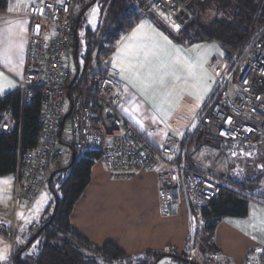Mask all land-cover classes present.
I'll return each mask as SVG.
<instances>
[{
	"label": "built area",
	"instance_id": "obj_1",
	"mask_svg": "<svg viewBox=\"0 0 264 264\" xmlns=\"http://www.w3.org/2000/svg\"><path fill=\"white\" fill-rule=\"evenodd\" d=\"M72 6L73 0H37L28 7L31 27L25 72L18 91L23 103L40 93L39 120L43 131L38 145L30 148L20 145L18 148L17 165L12 173L15 212L26 210L35 202L51 173L66 165L72 153L82 156L89 150H96L100 153L98 162L113 181H130L139 174L157 171L163 217L177 213L183 196L193 212L201 217L204 207L219 196L224 184L208 172L177 162L185 137L170 134L161 149L125 115L122 81L112 65L111 54L96 62L92 59L94 49L88 56L82 53L80 57L79 54L81 69L73 85L69 86L75 74H71L69 68L74 62L75 46ZM39 9H43V14ZM175 9L176 2L173 4L169 0H153L140 6L142 12L164 13L175 12ZM80 58H83V64ZM229 65L227 62L215 68L219 79ZM233 82V93L227 86L217 84L220 86L205 106L202 121L219 140L253 142L264 138V30L250 43ZM71 100L72 111L62 126ZM66 103L68 106L64 110ZM17 122L10 109L3 113L1 124H8L12 130ZM162 152L172 154V158H163L158 164ZM179 172L184 190L176 185ZM197 260L192 254L186 257L187 264ZM202 262L264 264V245L249 247L241 262L217 250L207 253Z\"/></svg>",
	"mask_w": 264,
	"mask_h": 264
},
{
	"label": "crops",
	"instance_id": "obj_2",
	"mask_svg": "<svg viewBox=\"0 0 264 264\" xmlns=\"http://www.w3.org/2000/svg\"><path fill=\"white\" fill-rule=\"evenodd\" d=\"M36 1L7 0L5 8L0 9V73L4 77L0 79V84L4 86L0 98L18 91L20 80L24 76L31 27L28 7ZM189 1L176 0L186 5ZM164 20L166 21L163 16L154 19L143 15L118 39L112 60V65L121 62L129 57L136 45L144 41L143 34L132 36L138 25L144 23L143 33H162L172 42L166 47L173 60H187L196 66L195 75L187 70L180 71L177 74L181 80L175 82L174 86L170 83L166 87L149 89L146 95L122 78L119 69L113 66L122 81L123 112L161 149L165 138L170 134L180 138L199 132L200 114L216 87L217 78L213 74L211 63L213 64L214 59V65H224V50L220 42L181 41L163 24ZM156 39L161 44L164 43L162 37L157 35ZM167 79L173 80L171 76ZM231 79L229 76L226 78L228 84ZM196 94L202 97L201 100H197ZM0 130L11 129L8 124H0ZM162 155L158 164L162 163L163 158H172V154L167 152H162ZM186 159L182 156L179 164L187 166ZM199 170L203 173L209 171ZM0 178H12L10 186L0 184V193L2 189L8 188L7 203L13 204V176L11 174ZM177 184L183 188L181 173ZM247 198L249 208L245 217H224L214 230H209L203 218L194 217L185 196L176 216L161 217L158 207V178L154 170L139 174L130 181H113L102 164L97 162L92 169L91 182L70 216V224L72 232L94 247L102 248L110 243L122 249L126 253V261H123L125 264H131L130 260L136 258L149 259L151 252L166 254L162 259H171L166 264H178L176 256L185 250L186 255L193 253L201 260L209 251L220 250L241 262L249 247L264 245V199ZM50 205L45 210L50 209ZM4 207L0 202V208ZM8 227H0V248L5 244L9 246L5 264H13L14 251L26 245L40 225L34 223L20 235L17 231L13 234L14 230ZM204 242L211 246L203 250L201 245ZM88 254L92 255L89 252ZM116 262L122 263L120 260L112 261Z\"/></svg>",
	"mask_w": 264,
	"mask_h": 264
},
{
	"label": "trees",
	"instance_id": "obj_3",
	"mask_svg": "<svg viewBox=\"0 0 264 264\" xmlns=\"http://www.w3.org/2000/svg\"><path fill=\"white\" fill-rule=\"evenodd\" d=\"M75 1V0H73ZM77 1V0H76ZM80 1V0H79ZM153 0H99L98 4L110 2L108 11L109 26L107 37L103 46L100 47L101 55L112 52L118 39L126 31L131 29L143 16L139 13L140 6L149 4ZM263 2V3H262ZM7 0H0V9H4ZM207 5H222L225 8L234 10L235 20L228 21L216 19L208 27H202L194 22H187L184 26L185 34L190 33L195 41H218L228 48H235L242 44L249 36L254 23L264 22V0H206ZM86 4V3H85ZM84 4V5H85ZM112 25V26H111ZM252 25V26H251ZM106 28L108 26L106 25ZM105 28V29H106ZM85 54L90 55L96 41L94 32L88 28L85 33ZM228 57V53H225ZM10 109L17 119V123L11 131L0 130V177L11 175L16 169L18 160V148L35 147L39 144L43 125L39 120L41 111L40 93L29 102L23 103L20 91L7 94L0 98V124L2 115ZM200 125L203 126V123ZM188 139V135L185 140ZM259 139H264L260 137ZM258 139V140H259ZM237 144H244V141H226ZM182 150L177 158L178 163L182 157ZM100 153L96 150H89L82 156H76L75 162L67 171L60 172L55 176L53 185L59 194V204L54 220L40 231L37 239H42L41 249L35 254H29L28 248L18 257L17 254L25 246H20L14 251L13 264H102L101 259L106 261L120 260L126 257V253L108 243L102 248L89 244L83 238L71 230L70 216L77 202L91 182V174L94 165L98 162ZM64 175V176H63ZM59 179L58 188L55 179ZM247 194H240L222 189L219 196L206 205L202 212L206 228L214 230L219 221L224 217H245L248 214L249 200ZM252 198H259L253 196ZM263 198L264 197H260ZM55 205V200H53ZM49 209L42 214V226L50 220ZM41 228V227H40ZM69 233L77 244L70 240L61 238V234ZM84 246V247H83ZM85 249L93 251L88 254ZM31 255V257H29ZM161 253L151 252L149 259L140 261L136 258V264L152 263L150 260L157 259ZM186 256L177 255L178 264L185 263Z\"/></svg>",
	"mask_w": 264,
	"mask_h": 264
},
{
	"label": "rangeland",
	"instance_id": "obj_4",
	"mask_svg": "<svg viewBox=\"0 0 264 264\" xmlns=\"http://www.w3.org/2000/svg\"><path fill=\"white\" fill-rule=\"evenodd\" d=\"M88 1L89 0L73 1V6L70 9H71V13L75 16V19L80 9ZM169 1L173 2V4H175L176 2V0H169ZM97 7L99 8V12L98 14H94L93 9H96ZM109 7H110V2H107V4H102V3L98 4L97 2L87 11L83 19L81 20V23L78 29V37H79V42H80V49H79L80 57H82V53H85L84 44H85L86 30L88 28H91L92 32H94V35H95L94 40L96 39V42H97L93 48L94 53H92L93 54L92 59H94L96 62V61L102 60L103 58L111 54V57L113 60L114 50L112 52H107L103 55L99 53L100 47L103 46V43H104L103 41L108 35L107 31L110 28H112L109 26V22L107 19ZM138 11L140 14L149 15L153 17L154 19L155 18L159 19L160 17L163 16L166 19V21L165 20L163 21L164 22L163 24L168 27V29L172 32V34H174L176 39H179L185 42L193 41V39L191 38L192 35H190V33L185 34L184 32V26L189 21L194 22L197 25L202 26V27H208V25H210L216 19H221V20L227 19L228 21L235 20L234 19L235 14H234L233 9L225 8L222 5H218V4L217 5L216 4L207 5L206 0H190L188 5L182 4V2L181 3L176 2L175 12L174 10L166 11L164 13L163 12L162 13L161 12H142L141 10H138ZM94 15H95V19L93 20ZM106 25L108 26V28H106ZM174 25H179V30H176ZM250 28H251L250 30L251 32L249 36L245 39V41L242 44H239L235 48V50L233 51L228 50L226 46L221 44L224 50L223 55H222V57L224 58L223 63L225 65V63L229 62L230 65L226 68L223 77L219 79L215 74V68L218 65H214L215 60L213 59V64L211 63V66L213 67L212 68L213 74L217 78L215 91L217 90V87L221 85V86H227L231 93L234 92V89H235L233 86L234 82H232L233 79L231 78H234L236 70L240 66L243 60L244 54L246 50L248 49L250 43L256 38V35L258 33L264 30V22L263 23L255 22L254 25ZM225 53H228V57H225ZM80 62L81 64H83V58H80ZM69 68H70L71 74H74L75 73L74 62L70 63ZM228 76L232 81H229V84L227 85L226 82L228 81L226 80V78ZM217 84H220V85L217 86ZM212 97L213 95L211 96L209 102L212 100ZM67 106H68V103L65 104L64 110ZM202 112L200 114V124L203 123V126L199 125V128H198V131L201 133L199 132L191 133L188 136V139L183 141V144L181 147V150L183 152L182 156L188 159V164L185 167L194 168V169L199 168L201 170L204 169L203 171L209 170L208 173L211 176L219 179L224 184L225 186L224 189L236 192L238 194H240L241 192H244L249 197H253V196L264 197V139H259L257 141L247 142L244 144H237V143L235 144L231 142H226L224 140H219L212 134L208 124L202 121ZM64 149H66L67 151H70V149L67 147H64ZM193 161H195L196 165L194 164ZM199 169L197 170L200 171ZM155 174L157 175V171L155 172ZM179 179H180V172H179ZM181 179H182V175H181ZM59 181H60L59 179L57 178L55 179V185L57 188L59 185ZM178 181L176 182V185H178L177 184ZM2 187L3 186H1V188ZM13 187H14V184H13ZM182 189L184 190V187ZM158 190H159V183H158ZM7 191H8V188L2 189L0 202L5 207L3 209L0 208V227L9 226L11 230H14L15 232L17 231L18 235H20L21 232L29 229L31 225H33L34 223L39 224L40 227H42L41 215L44 212V210L48 208L50 204L51 205L49 209V214L52 215V212L54 209V203L52 204V201L54 199V196L48 187V182L42 188L37 200L32 205H30L29 208L25 212L22 211L24 212L23 216L20 215V213L22 212H19L18 214L17 212H15L14 203L13 204L11 203L10 205L7 203L8 202V192ZM158 207H159V213H160L159 197H158ZM177 213H178V210H177ZM177 213L174 216H176ZM192 213L194 214V217H197L200 219L203 218L202 216L200 217L197 214H195L193 210H192ZM174 216H171V217H174ZM161 217L171 218V217H163L162 215ZM60 236L61 238L70 240L75 244L78 243L77 240H75L69 233L61 234ZM42 241H43L42 239H37L35 242L33 241L34 242L33 245L34 244L36 245V249L33 250L32 248L33 245H32L28 249V253L29 254L37 253L41 249ZM201 246H202V249L204 250L206 249L205 247L207 246L210 247L211 244L210 243L206 244L204 242ZM85 251L87 253L88 252L93 253V251H91L90 249L89 250L85 249ZM212 251H216V250H212ZM217 251H220V250H217ZM186 253H187V250L183 251L181 255L185 256ZM190 254L196 256L198 259L197 261H195L194 264L196 263L204 264L197 255L193 253H190ZM190 254H187L186 257L189 256ZM29 257H31V255H29ZM168 258L169 257L162 259L158 264H166L167 260L171 262V259H168ZM100 259H101L102 264H125L123 263V261H126V257L120 259L122 263L120 262L112 263L102 258ZM139 259L140 261H145V259H142V258H139ZM134 261L135 259L130 260V263L136 264V262ZM151 261L153 262L154 259L150 260V262ZM184 264H187L186 258H185Z\"/></svg>",
	"mask_w": 264,
	"mask_h": 264
},
{
	"label": "snow or ice",
	"instance_id": "obj_5",
	"mask_svg": "<svg viewBox=\"0 0 264 264\" xmlns=\"http://www.w3.org/2000/svg\"><path fill=\"white\" fill-rule=\"evenodd\" d=\"M9 10L11 11L12 9L10 8ZM39 11L43 14V9H39ZM98 12V7L93 9L94 14H98ZM94 19L95 15L93 16V20ZM174 27L176 30H179V25H174ZM37 28H39V25H37ZM143 29L144 23H141L133 31L132 36L135 37L143 34L144 41L133 48L129 57H126L121 62L113 64L114 67L119 69V74L122 78L128 80L134 88H137L146 95L149 89L166 87L170 83L174 86L175 82L181 80V77L177 74L180 71L187 70L189 73L195 75V65L189 63L187 60L180 61L178 59H172L166 47V45H171L172 43L168 37L163 36L162 33L148 35L147 33H143ZM157 35L162 37L163 44L157 41ZM22 47L23 45H21V49ZM20 62H23L22 55L20 57ZM169 76L173 78L172 81L167 79ZM3 78V73H0V79ZM3 91L4 86L0 84V93ZM196 95L197 100H201L202 97L198 94ZM133 99L135 98L133 97ZM229 123H231L230 120ZM11 179L12 178H0V184H7L10 186ZM20 215L23 216V213H20ZM262 231H264V229H262ZM32 248L35 250L36 245L34 244ZM8 252V245L5 244L4 247L0 248V264H5L8 260Z\"/></svg>",
	"mask_w": 264,
	"mask_h": 264
},
{
	"label": "water",
	"instance_id": "obj_6",
	"mask_svg": "<svg viewBox=\"0 0 264 264\" xmlns=\"http://www.w3.org/2000/svg\"><path fill=\"white\" fill-rule=\"evenodd\" d=\"M97 2H98V0H89L80 9V11H79V13H78V15H77V17L75 19V25H74V35H75L74 62H75V66H76V71H75V74H74L72 80L70 81L69 86L73 85V83L75 82L76 78L78 77L80 69H81V66L79 64V49H80V42H79V37H78L79 26H80L81 20L83 19L84 15ZM69 98L71 99L70 93H69ZM72 105H73V103H72V100H71L70 108H69L68 112L65 114V116L63 118L62 126L65 124L68 116L70 115V113L72 111ZM61 134H62V128L59 131V137H61ZM75 160H76V154L72 153L68 164L66 166H64V167H61V168L55 170L50 175L49 180H48V187L51 190V192L53 193L54 200H55V205H54V209H53L52 215L50 217V220L46 224H44L40 228V230H38L34 234V236L29 240V242L20 250V252L17 254L18 257H21V254L28 248V245H30L38 237L40 231L43 230L49 223H51L54 220L56 212H57L58 204H59V194L54 188L53 180H54L55 176L58 175L60 172L67 171L68 169H70V167L75 162ZM165 255L166 254H161L157 259H155L152 263H149V264H157ZM196 264H202V263H196Z\"/></svg>",
	"mask_w": 264,
	"mask_h": 264
}]
</instances>
